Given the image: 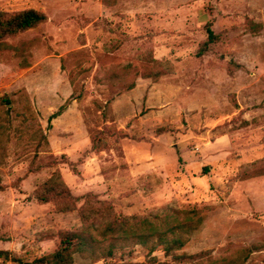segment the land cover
<instances>
[{
  "label": "rangeland",
  "instance_id": "rangeland-1",
  "mask_svg": "<svg viewBox=\"0 0 264 264\" xmlns=\"http://www.w3.org/2000/svg\"><path fill=\"white\" fill-rule=\"evenodd\" d=\"M29 9L44 13L47 21L0 42V96L16 100L26 91L34 110L30 129L12 134L10 157L0 168V184L11 187L0 194V223L4 233L24 242L16 264L39 256L37 234L80 227L76 213L53 214L51 205L34 197L55 170L45 168L52 153L59 162L81 161L75 165L79 176L68 164L57 166L76 196L96 191L121 218L168 205L182 223L201 220L187 245L175 252L205 253L192 264L244 251L251 252L247 264H264V176L244 180L245 167L264 158V0H0V13ZM249 23L261 24V32L252 34ZM207 24L218 39L200 56ZM155 46L182 59V69L165 60L174 72L162 77L168 88L155 94L167 100L165 107L158 108L157 101L148 109L145 88L132 91L128 106L123 94L147 67L137 55L154 52ZM124 63H132L139 76L102 82V70ZM227 65L234 76L226 73ZM72 95L82 99L48 131L50 116ZM20 124L21 119L14 123ZM38 124L50 148H40L36 158L37 142L30 136ZM111 125L129 138L117 143L108 138L112 149L93 153L91 134L109 132ZM127 144L130 155L144 160L127 163ZM30 167L42 170L29 173ZM75 257V264H92ZM116 259L176 262L161 248L148 254L136 247Z\"/></svg>",
  "mask_w": 264,
  "mask_h": 264
},
{
  "label": "trees",
  "instance_id": "trees-1",
  "mask_svg": "<svg viewBox=\"0 0 264 264\" xmlns=\"http://www.w3.org/2000/svg\"><path fill=\"white\" fill-rule=\"evenodd\" d=\"M47 21V16L37 10L29 9L18 12L0 13V42L16 37L22 33L34 30ZM248 28L252 34L261 32L262 25L249 23ZM208 34L198 55L203 56L209 50L211 44L218 35L212 30V24L206 25ZM137 59L146 60L147 67L142 70L140 76L144 80L158 82L162 77L174 72V67L169 61H159L154 58V52L146 55H137ZM227 73L234 76L235 72L227 65ZM104 79L102 82L123 83L132 74L139 76L138 69L132 63H124L109 69L102 70ZM135 84L130 85L126 91L133 90ZM16 100L11 96H0V168L5 166L9 159V145L12 142V134L25 133L30 129L28 121L34 114L33 107L26 91L16 94ZM82 96L72 97L65 105L52 114L48 120L47 130L53 128V121L61 117L69 105ZM18 103L21 106H16ZM105 109V108H104ZM38 114V113H37ZM104 115L106 112L103 113ZM21 119V124L15 126V121ZM109 132L97 131L90 136L91 151L96 154L110 151L112 146L108 138L114 142L128 139L129 136L111 125ZM31 142H37L36 158L40 156V148H50L46 131L38 124L37 129L30 136ZM51 161L45 168H55L49 178L41 183L35 190L34 197L40 205H51L52 213L68 215L76 213L80 221V227L74 230L49 229L35 236V243L39 248V256L29 264H75L76 257L88 260L92 264H134L117 260L116 256L133 254L136 247L147 250L153 254L159 248L162 249L166 258L172 257L176 262L173 264H192L205 253L197 255H177L175 252L182 250L196 230L201 220L197 222L180 220L179 213L171 206H164L158 212L146 216H128L121 218L116 211L115 205L102 200L95 193H87L82 197L76 196L66 183L62 172L57 169L58 165L68 164L73 174L79 176L73 163L67 157L66 161L59 162L58 158L51 154ZM42 168L30 167L29 173L40 172ZM244 180L264 176V158L248 164L245 167ZM11 187L0 184V194L7 192ZM82 201V204L78 203ZM250 251L240 252L236 256L223 259L212 264H247ZM122 258V257H121ZM12 261L18 263V255L0 250V261ZM155 261V259H154ZM153 263V262H151ZM168 264V263H156Z\"/></svg>",
  "mask_w": 264,
  "mask_h": 264
},
{
  "label": "crops",
  "instance_id": "crops-1",
  "mask_svg": "<svg viewBox=\"0 0 264 264\" xmlns=\"http://www.w3.org/2000/svg\"><path fill=\"white\" fill-rule=\"evenodd\" d=\"M154 58L156 60H159V61H165V60H170L172 61L175 65L177 64L178 68L182 69V59L181 60H173L171 56H168L167 55V52H166V49L167 47H164V46H155L154 48ZM226 70V69H225ZM177 73L179 72L178 70H176ZM226 73H227V70H226ZM228 74V73H227ZM162 79V78H161ZM164 79L162 80H159L158 82H153L151 80H144V79H139V81L137 82V85L135 86V88L133 90H130V91H126L124 92L125 94L124 95H127V99H125V103L128 105H133V103L131 102L130 100V97L131 95L133 94L132 91H141L143 88H145V90L148 92L149 94V98L147 99L146 101V104L148 105V109L149 108H153V105L158 101L159 103L157 104V107L158 108H164L165 107V103L167 102V100H165L163 97L159 98L156 97V93H163V91L168 88L166 87L167 84L164 83L163 81ZM132 93V94H131ZM135 93V92H134ZM122 97V96H121ZM119 97L116 102L121 98ZM157 98V99H156ZM115 102V104H116ZM128 105V106H129ZM66 113V112H65ZM63 114L62 116L66 115V114ZM68 114V113H67ZM61 116V117H62ZM60 118V117H59ZM58 118V119H59ZM57 125V120H56V123H55V126ZM56 128V127H55ZM131 145L127 144L126 146L124 145V151H125V154H126V162L127 163H130V162H136V161H141V160H144V159H140V160H136V158L132 155H130V151H131ZM130 148V149H129ZM147 158V157H146ZM159 158V157H157ZM146 160V159H145ZM159 160V159H158ZM145 162H148V161H145ZM146 170L147 169H151V167L149 168H145ZM150 172V171H149ZM146 174H148V171L145 172ZM63 177H66L64 175V173H62ZM69 175V174H68ZM67 175V176H68ZM135 176H138V172L136 174H134ZM76 176V175H74ZM65 179V178H64ZM66 181V180H65ZM67 183V182H66ZM71 189H74L73 187H70ZM91 192V191H90ZM92 192H96V191H92ZM3 194V193H1ZM0 219H1V215H0ZM37 246V245H36ZM23 247H24V242L23 241H20L18 240L17 238H14L13 235H9L8 233H4L3 231V226H1V223H0V250H3V251H9V252H12L18 256H20L22 253H23ZM38 248V246H37ZM39 250V248H38ZM0 264H16V263H13L12 261H5L3 263V261L1 262L0 261Z\"/></svg>",
  "mask_w": 264,
  "mask_h": 264
}]
</instances>
